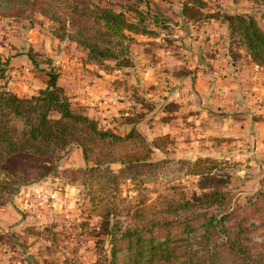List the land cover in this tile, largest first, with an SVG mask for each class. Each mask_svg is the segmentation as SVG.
<instances>
[{
    "label": "rangeland",
    "instance_id": "rangeland-1",
    "mask_svg": "<svg viewBox=\"0 0 264 264\" xmlns=\"http://www.w3.org/2000/svg\"><path fill=\"white\" fill-rule=\"evenodd\" d=\"M86 1L89 2V10L95 5L105 7L110 4L114 12L122 14L125 23L141 19L144 32L129 34L124 31V39L117 35L109 36L111 43L119 42L123 48L128 46L125 59L121 60L122 56L117 50L113 52L118 55L114 58L92 61L84 48L58 34L60 23L41 14L40 8H26L18 13L6 8L5 0H0V91L25 98L37 96L48 81L43 71L52 67L63 92L85 109L87 107L73 95L72 90L65 89L62 79L75 80V87L85 81L113 90L110 99L123 103L117 119L105 121L104 118H93L86 112L100 126L122 134V130L126 129L123 118L130 113L142 114L138 130L149 143L159 148L153 145L150 156L152 164L149 167L126 175L119 181V195L128 207L148 208L159 202L177 199L186 191L197 193L200 190L197 186L199 173L203 177L213 175L224 179L223 184L218 186L228 190L230 207L242 205L248 194L262 187L264 151L244 149L241 145L238 147L242 150L238 151L237 145L232 143L239 140L250 142L253 134L244 132L243 137L234 138L237 127L232 136L229 133L222 136L214 117L210 129L189 120L191 109L198 107L196 101L194 104L186 96H182L181 100L174 97L175 88H180L182 92L183 87L175 82L172 72L163 69L173 63L180 49L186 53L192 42H195L194 45L192 43L194 49L204 47L203 55L208 59L223 50L228 59L241 61L243 53L240 49L243 46L239 43L238 33L243 26L230 24L228 27L226 22L222 23L221 16L227 12L252 17L254 26L264 33V0H201V5H191L195 11H200V15H194L199 20L192 22L188 19L187 25L175 14L179 12L180 4L187 0ZM48 7L52 11L58 10L57 16L67 17V10L58 4L49 3ZM148 15H156L155 20ZM62 24L64 29L69 30L66 21H62ZM134 34L151 38L153 42L142 45L141 41L135 42ZM126 37L130 40L126 41ZM159 49L166 53L165 57H161ZM146 50L147 56L139 61L140 54ZM256 53L263 74L264 52L258 49ZM81 67L84 71H80ZM150 77H157L158 80L149 82ZM242 84L245 85V82ZM98 100L102 99L99 97ZM246 109L242 112V125L244 121L253 122L256 117L253 110ZM156 122L158 126L161 125L159 122L164 123V135L167 137L163 140L156 139L160 137L156 136L159 131V128H155ZM254 128L252 125L249 131L254 133L257 127L255 131ZM207 129L212 133V141L204 144L203 138L197 135H202L201 132ZM198 139L200 143L194 144L193 140ZM156 143H162L161 147ZM230 147L232 151L227 149ZM57 165L54 173L21 186L8 203L0 205V264H94L109 259L111 246L108 241L105 239L102 244H94L101 233L99 221L90 211L91 205L85 194L87 188L82 185L80 172L73 171L85 167L80 150L74 146L66 148ZM116 168L112 166V169ZM118 245L122 250L115 256L117 264H126L125 244Z\"/></svg>",
    "mask_w": 264,
    "mask_h": 264
},
{
    "label": "trees",
    "instance_id": "trees-1",
    "mask_svg": "<svg viewBox=\"0 0 264 264\" xmlns=\"http://www.w3.org/2000/svg\"><path fill=\"white\" fill-rule=\"evenodd\" d=\"M5 2L6 8L18 13L40 8L41 14L60 23L58 34L84 48L88 58L96 62L118 56L113 53L117 50L121 60L125 59L128 46L111 43L109 36L124 39V31L144 32L141 19L125 23L122 14L114 12L110 4H90L89 10L86 0ZM49 3L65 8L67 17L57 16L58 10L49 9ZM192 4L201 5L202 1H184L175 13L185 25L188 19L199 20L194 15L201 13ZM148 16L155 20L156 15ZM62 21L67 22L69 30L64 29ZM221 21L228 27L243 26L238 33L243 46L240 51L251 64L259 65L256 52H264V33L254 26L253 18L224 12ZM30 62L35 64L31 59ZM127 63L126 60V66ZM43 72L48 81L37 96L25 98L0 91V205L8 203L21 186L54 173L61 153L74 146L80 150L85 167L73 171L80 172L83 178L90 211L101 228L94 244L106 239L111 246L109 259L94 264H117L115 256L121 253L118 244L122 243L126 264H264V177L262 187L248 194L242 205L233 207L228 190L218 186L224 179L203 177L199 172L197 193L186 191L177 199L148 208L128 207L119 195V181L152 164L154 144L137 127L143 115L127 113L123 120L128 128L122 134L104 128L63 92L52 67Z\"/></svg>",
    "mask_w": 264,
    "mask_h": 264
},
{
    "label": "crops",
    "instance_id": "crops-1",
    "mask_svg": "<svg viewBox=\"0 0 264 264\" xmlns=\"http://www.w3.org/2000/svg\"><path fill=\"white\" fill-rule=\"evenodd\" d=\"M132 36H134L135 42L141 41L142 45H150L153 42L151 38L143 35L134 34ZM192 43L194 45L195 42ZM192 43L188 47L186 53L180 49L175 59H173V63H169L168 67L163 69L164 71L172 72L175 82L183 87L182 92L180 88H175L174 97L181 100L182 96H186L188 100H191L194 104L196 101L198 107L191 109L192 113L188 114L189 120H192L195 124H200V126L202 125V127H209L210 129L212 118L214 117L219 123V134L222 136L228 133L229 136H232V133L235 132L237 127L238 130L233 136L234 138L243 137L242 134H244V132L253 134L250 142H245L244 140L240 142L239 140L232 143L233 145L235 144L234 146L237 145L238 151L242 150L240 149L242 146H244V149H252L256 152L264 151V121L260 120L264 119V73L262 74V67L251 64L242 50L243 57L241 61L233 62L232 59H228L227 53L223 50H219L217 55H214L212 59H208L203 55L205 51L203 49L204 47H201V49L198 47L194 49ZM146 52L147 50L143 52L144 54H140L138 58L139 61L144 59V56H147ZM158 53L161 57L166 56V53L162 49H159ZM175 64L178 65L176 66L178 67L177 69H174L176 67H171V65ZM76 66L75 68H77ZM137 67H139V65ZM76 71H79V68H77ZM80 71H84V69L81 67ZM130 73H132V70H130ZM147 74L143 75L147 76ZM157 74L161 75L160 73ZM148 79L150 82V80L157 79V77H150ZM62 81L63 83L65 82V89L72 90L71 92L73 95L87 107V113H90L89 115L93 118H104L105 121L110 118V121L118 118L116 115L122 108L121 106H123V103L110 99L109 96L113 93V90L101 88L96 84L90 85L85 83V81L78 87L74 86L75 80L73 79H62ZM243 81L245 85L242 84ZM137 83L138 81L136 84ZM158 85L161 86L160 84ZM69 87H74V89H69ZM161 87H163V85ZM156 92L157 91L154 93ZM138 93L141 94V91L138 90ZM99 97L102 100H98ZM246 108H250L251 111L253 110V116L256 117L253 118V122L244 121L245 124L242 125V112L247 111ZM212 112L216 114H212ZM157 123L158 122L154 123L155 128H159L156 136H163L166 134L163 129L164 123L159 122L161 124L160 126H158L159 124ZM252 125L255 127L253 129L254 131L257 127V131L254 133L249 131ZM126 127L128 128V125H126ZM205 130H202V135L198 134L197 136L198 138H203L202 143L209 144L212 141L210 138V134L212 135V133L208 129V131ZM193 135H195V132L192 136ZM194 138L197 137L194 136ZM200 141V139L193 140V143L198 144ZM240 145L241 147H238ZM227 149L229 151L233 150L232 147Z\"/></svg>",
    "mask_w": 264,
    "mask_h": 264
}]
</instances>
